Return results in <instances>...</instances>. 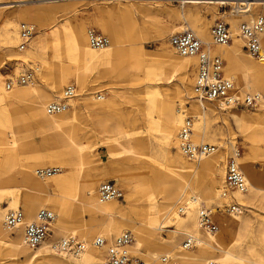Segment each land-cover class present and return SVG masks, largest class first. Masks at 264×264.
Listing matches in <instances>:
<instances>
[{
	"label": "bare ground",
	"instance_id": "obj_1",
	"mask_svg": "<svg viewBox=\"0 0 264 264\" xmlns=\"http://www.w3.org/2000/svg\"><path fill=\"white\" fill-rule=\"evenodd\" d=\"M25 1L27 0L4 2L0 4V9ZM261 1L264 0H214V2L221 5H226L227 3L230 4L229 6H232L234 4L232 11L238 14L237 16H240L235 22L247 20L253 14V5L264 4ZM180 2L204 3L208 2V0H181ZM198 13L190 10H183L181 12L171 10L166 15V17L170 18L169 20L153 22L154 24L150 26L145 23L144 27L135 25L131 20L128 21V24L123 20H103L101 27L107 33L111 42L100 51H96L88 45L84 26L76 25L72 30L70 52L75 58L74 62L76 66L74 69H71L70 66L66 67L65 72H61L60 68L56 67V72L52 76V84H50L54 91H59L65 81L73 80L78 82V80H82L80 76L85 75L86 72H90L93 69L109 75H123L127 74V67H130L132 69L135 68L134 70H137L141 78L152 79V84L148 88L154 94L150 98H146L145 96L134 98L127 93L115 92L111 88H108L106 95H95V98L99 99V101H94L92 98L86 101L82 97H74L73 104L66 110L56 114H48L45 111V105L49 99V93L46 90L38 91V88H36V85L34 86L32 81L22 89L15 90V87L7 90L5 85L0 81V125L8 123L10 126L11 124L6 119V108L8 107L3 106L1 102L5 101L8 103L6 105L10 106L12 103L24 101L25 97L32 96L29 117L32 119L34 126L43 133V143L50 147L49 154L52 156L50 158L48 155V159H58L57 154H61L62 157L72 154L74 164L77 165L74 171H72L76 172L78 184L82 182L84 193L83 199L78 200L79 187L68 174H62L44 182L34 180L30 175L31 169L22 162V157L17 149L16 132L10 126L7 135H0L1 143H3L0 147V184L13 181L14 177L12 174L18 173L22 175L20 180L21 185L13 189V191L8 187H0V199L3 194L9 195L8 209L12 211L17 207H22L24 221L26 222L36 220L39 210L47 208L55 213V215L53 213L55 225H58V223H61L63 226L65 225L62 229L66 233H73V235L80 233L81 241L85 243L86 248L79 257L66 258L65 254H59L63 255L60 257L49 252L51 248H49L50 246L44 240L39 246L35 247V250L33 249L34 251L28 254L23 241L17 240L15 237H13L12 241H6L3 238V230L7 231V229L4 226L1 227L0 222V255L5 249L9 252L8 257H13L4 261V258H0V264L12 260L15 262L11 264H29L32 261H35L36 264H106L104 248L94 246L93 240L98 236L107 239L112 237V235L116 236L124 231L125 226L118 225L112 217L117 213L118 209L115 200L99 202L98 194L92 192L93 183L96 179L91 174L92 169L88 170L85 167L86 163L83 161L82 155L83 145L88 141L90 136L92 138L98 136L104 138L108 149H111L112 146L118 143L124 144L121 143V139L126 143V145H122V152L116 154H113V152L112 154H128L129 157L127 156V159L134 161L141 171L138 177L129 176L128 178L127 176L125 178L121 176L117 180L120 183L125 182L129 190L138 186L140 192L147 194L140 199L142 207L145 208L147 214L145 221L142 223H144L148 230L152 232V230H156L158 227L166 228L168 227L167 223L173 222L176 225L174 232H183L181 230L182 227L191 231L188 235L194 238L197 248L190 250L183 247V245L178 246L176 251L172 253L175 255V258L185 264H210L211 262H216L217 264H264V254L256 251L253 246L248 247L246 251H241L236 247L235 242L237 240L234 228L240 224L242 211L238 212L239 214L230 215L232 217L230 218L231 222L233 223L231 228L223 225L215 233L205 232L199 228L198 216L203 209V203H208L217 197V191L214 189L218 184L216 172L220 167L217 155H214L217 151L210 156L200 158L196 164L188 163L179 154H176L173 160H167L171 167L176 169H171L170 166L163 164L157 167V165L151 162L152 157L144 142V139L148 137H139L134 133V125L138 121H146L149 124V129H162L161 139L165 143L168 145L175 144L177 142L175 140V132L182 125L184 121L183 117L186 115L192 120L193 133L191 134V139L197 144L200 141L212 140L213 138L206 139L208 133L212 134L214 132L215 134L216 128L211 127V122L216 120L217 122H221L232 137V139L230 138L232 140L230 142L232 154L245 177L248 189L247 194L241 193L234 188L229 189L227 193H230L233 202L237 201L247 205L255 199L264 204V173L260 175L256 173L247 155L241 159L238 158L233 141L235 134L232 129V125H234L239 133L244 136L246 135L245 137L249 138L252 144L256 146L264 143V56L260 57L262 52H264V48L262 47L263 50L256 59L245 49L244 52L250 57L243 55L240 44V41L243 42V40L239 35L238 26H236L237 30L235 29L236 31L233 35L229 29L231 43L228 42L225 45L214 44L210 36L209 22L203 13ZM107 14L108 12L106 13L107 17L113 16L115 18V13L109 12ZM36 15L38 14L36 13ZM217 15L213 14L212 17L215 18ZM38 16L46 18L51 16V13L45 11ZM128 17L130 18L129 15ZM175 20L179 21L178 24H175ZM188 22H190V25L192 23L191 30L196 31L201 37L202 43L207 45L204 46L209 53L211 55H218L225 60L223 73L233 80L237 77L241 81V88L237 87L234 82V97L239 99L247 93L249 95H258L257 105L259 109L249 114L236 109L234 105L227 106L228 108L230 107L228 115L221 117L216 115L217 111L215 112V109L208 106L209 103L198 102L193 98L191 87L192 83H194V75H196L197 57L175 56L172 52V50L174 52L175 50L168 41L169 35L174 32L190 28ZM16 30L17 28L11 22H8L5 26L3 39L9 53L16 50L14 47L19 40ZM144 31H148L158 41H164L167 38L168 45L164 46V52L158 55V59L163 65L160 66L157 63L145 65L138 59L130 60L129 62L121 60L125 50L120 48L118 44L127 38L136 40ZM49 37L51 42L57 40L56 28L49 33ZM43 41L44 37L34 38L29 43L25 52H28L30 47H41ZM260 44H264V35L260 37ZM53 45L57 47L56 42ZM96 52H100V54ZM129 52H132L130 55H135L143 51L140 47L137 50H130ZM189 67H192V72H194L192 79L189 77ZM167 68L171 72L177 70L180 73L181 84L177 88V93L180 94L181 107H183V102L189 98L192 91V100L187 113H183L177 108L175 110L173 100L164 101L162 93H160L162 92V85L160 84H165L169 78L166 77ZM60 94L61 90L58 95ZM75 96L81 95L76 93ZM215 103L216 105H221L219 102L212 104ZM79 104L87 107L92 126L89 133L85 135H80V132L76 131L79 128L76 124ZM123 105L125 106L123 107ZM221 107L224 106L221 105ZM81 137L86 139V141H81ZM262 151L264 153V148ZM116 159L121 161L123 158L117 156ZM166 159L168 158L166 157ZM162 166L165 167L163 168ZM33 176L37 178L34 173ZM203 176L208 177L206 183H202L203 180L201 178ZM48 189L73 195L72 197L78 200L79 204H69L68 201L62 199L51 203L46 197ZM181 204L185 209L183 215L177 213V206ZM81 211H87L91 219L96 220L97 225L92 228L93 230L86 228L84 224L82 227L70 226L75 223L78 224L81 221ZM4 216L5 210L0 209V221ZM223 222L226 221L222 219ZM69 223L71 224L68 226ZM21 227L20 225L10 231L13 232ZM130 230L128 231L133 233V245H131L132 248L129 247V251L130 254L133 253L134 256H137V254H141V248L144 242H146V231L138 226ZM201 233L203 234V238L199 237ZM92 234L94 238L92 242H89L86 237ZM262 239L264 241V231L262 232ZM2 240L4 241L1 242ZM19 253L25 254V258L21 261L15 258ZM163 255L170 256L169 252H165ZM140 257L146 264H151V257L147 254H142ZM152 258L154 257L152 256Z\"/></svg>",
	"mask_w": 264,
	"mask_h": 264
},
{
	"label": "rangeland",
	"instance_id": "obj_2",
	"mask_svg": "<svg viewBox=\"0 0 264 264\" xmlns=\"http://www.w3.org/2000/svg\"><path fill=\"white\" fill-rule=\"evenodd\" d=\"M9 1L12 2L14 0H0V4ZM180 1L181 0H27L25 2L15 3L3 9H0V81L3 83V85H5L6 81L15 80L21 73L31 71L33 74L32 82L34 83V86L36 85L38 91L40 90L41 92V90H46L49 93V99L47 103L53 100L55 97L59 96L58 94L60 93V90L62 91V89L68 85H74L76 88V93L81 95L74 97H82L83 99H86V101L90 100L91 98L94 101H99V99L95 98V95H106L108 88H111L115 92L127 93L134 98H138L140 96L150 98L154 94L153 91L148 88L150 84H152V79L145 77L141 78V76L137 73V70H134L135 68L132 69L130 67H127V74L123 75H109L103 72L100 73L96 69H93L90 72H86V74L83 76H80L79 74L82 80H78V82L73 80L65 81L59 91H54L50 84H52V76L55 74L57 66L60 68L61 72H65V68L68 66H70L71 69H74L76 66V63L74 62L75 58L70 52L71 32L76 25L84 26L85 30L93 28L96 32L107 36L110 44L111 41L109 36L105 31H103L101 27L103 20H123L127 22L126 24H128V21L131 20L133 23H135V25L144 27V25H146L145 23L149 24L150 26L154 24L153 22L169 20L170 18L166 17V15L170 13L171 10H177L180 12L183 10H190L192 12H199L205 15V18L209 22V31L210 27L216 20H221L228 23L232 35L237 30L236 26H238L241 22H244L242 20H238L237 22H235L236 19L240 16H237L238 14H235L232 11V6L234 4L232 6H229L230 4L227 3L226 5H221L214 2V0H208V2L204 3ZM45 11L50 12L51 16L46 18H41L38 16L40 13ZM107 12L108 14L109 12L115 13V18H113V16L107 17ZM252 12L253 14L249 16L247 20L259 14L264 15V4L253 5ZM36 13L38 15H36ZM213 14L218 15L214 18L212 17ZM128 15L130 16V18L128 17ZM8 22L13 23V25L17 28L16 35L18 38L22 24L32 25L34 28V33L30 38L29 43L34 38L44 37V41L41 47H30L29 51L25 52V50L29 46L28 43L27 47L23 51H19V39L16 46L14 47L16 50L14 49L15 51L9 53L4 45L3 39L5 26ZM174 22L175 24H178L179 21L175 20ZM188 23L190 28L187 29L191 30L192 23L191 25L190 22ZM55 28L57 30V40H55L54 42H56L57 47L53 45L54 42H51V39L49 37V33ZM194 32L196 33V31ZM196 35L199 37L201 42H203L201 37L197 33ZM240 44L243 55H245L246 57H250L244 52L242 41H240ZM118 45L120 46V48H123L125 50L121 58V60H123L124 62L138 59L145 65L157 63L161 66L163 65V63L158 59V55L164 52V46L168 45V41L167 38L164 41H158L154 39L153 35L148 31H144L142 35L136 40L133 38H127L121 41ZM203 45L207 46L205 43H203ZM140 47L143 52L136 53L135 55H130L132 54V52H129L130 50H137ZM262 47L264 48V44L262 45ZM172 52L175 56L178 57L177 53H175L173 50ZM96 53L100 54V52ZM263 56L264 52H262L260 57ZM254 58L256 59L258 57L254 56ZM221 59L224 63L223 66H225V60L223 58ZM166 72V77H169L168 81L165 84H160L162 85V92L160 93H162L164 101L173 100L175 110L179 109L183 113H187V111H189L191 104L190 102L192 100V91L189 95V98L183 102V107H181L179 97L180 94L177 93V88L181 84L180 73L177 70L171 72L169 68H167ZM188 72L189 77L192 79L194 75V72H192V67H189ZM226 77L231 78L229 76ZM234 82L237 87H242L239 78H234L233 83ZM15 87V90H19L24 88L25 86H14L13 88ZM155 97H157V95H155ZM73 98L72 100H69L68 107L73 104ZM31 99H33L32 96H29L27 98L25 97L24 101H19L15 104L12 103L10 106L6 105L8 103H6L5 101L1 102L3 106L8 107L6 108V119H8L11 123L10 126H12V130L16 132L15 137L17 139V149L22 157L23 164L27 165V167L31 169L30 175L32 176V178L41 182L62 174H68L73 182L78 185V200H82L84 197L83 184L82 182H79L78 184V182L76 181V172L73 171L74 168L77 167V165L74 164L73 155L71 154L67 157H62L61 154H57L58 159H48V155L50 158L52 156L49 154L50 147L43 143V133L40 132V130L36 126H34L32 119L29 117L30 106L32 105V102L30 101ZM124 106L125 105H123V107ZM208 106L215 109V112L217 111L216 115L221 117L228 115V111L230 109V107H221L220 105H216V103H209ZM258 107L259 106L257 105V102L252 106L235 105L236 109L242 110L249 114L259 109ZM78 108V118L76 124L79 128L76 129V131L80 132V135H85L86 133H89L90 127H92L91 121L88 116L87 107H85L83 104H79ZM186 117L188 116L185 115V117H183V120ZM125 121L127 122V120ZM148 125L149 124H147L146 121H138L134 125V133H136L139 137H148L144 139V142L147 146L148 152L152 157L151 162L154 165L160 167V164H163L165 166L171 167L170 163L167 160H173L176 154H179L188 163H197V161L188 160L185 156H182L178 149L177 134L181 125L175 132V140L177 142L170 145H168L161 139L163 133L161 128H155V130H151L149 129ZM10 126L8 123L0 125V135H7L10 130ZM211 127L216 128L215 134L214 132L212 134L208 133L206 135V139H213L210 141L206 140L204 142L200 141L199 143L214 145L217 147V152L214 154L217 155L216 157L217 160H219L220 164L219 170H217L216 172L218 184L216 185V187H214V189L217 191V197L208 203H203L202 206V208L211 209L214 217L217 219V228L214 231L215 233L221 227H223V225L229 228H231L233 225L230 219L232 217L221 212L224 199L222 200L219 196L221 189H226V192H228L229 190L228 188L224 187V164L227 158L233 157V151L230 147L232 137L228 133L226 127L222 125L221 122H217V120L211 122ZM232 127L235 134L233 141L238 154V158L241 159L247 155L251 160V164L256 173H258V175L264 173V153L262 151V149L264 148V143L256 146L252 144L249 138L245 137L246 135L244 136L243 134L239 133L234 125H232ZM81 139V141H86V139L82 137ZM103 139L104 138L99 136L93 138L90 136L88 138V141H86V143L83 145V161L86 163L85 167L88 170L92 169L91 174L96 179L93 183L94 185L92 187V192L97 194L99 184L104 181H114L117 186L121 188L123 196L122 198L115 200L118 209L117 213L112 216L115 219L116 223L118 225H124V231L130 230L131 228H134L136 226L141 227L146 231L147 239L146 242H144L143 247L141 248V254H137V256H134V254L132 253L131 255L134 258L142 260L140 256L142 254H147L151 257V264H158L159 259L165 256L163 254L165 252H169L170 256H167V264H185L175 258V255L172 253L176 251L178 246L183 245L185 237L188 236L191 231L182 227L181 230L183 232H174L176 225L173 222L167 223L166 225H168V227L166 228L158 227L156 230H152V232L146 228V226L142 222L145 221V217L147 214L145 208L142 207L140 198L146 196L147 194L145 192H140L138 186L132 188V190H129L126 187L125 182L120 183L117 180L118 177L120 178L121 176L125 178L127 176L128 178L129 176L138 177L141 170L134 161L127 159L129 157L128 154L126 155L124 153H120L119 155H113L118 152H122V145H126L123 139H121L120 141L124 144L118 143L117 145L112 146L111 149H108L106 143L104 142L105 139ZM1 142L2 141L0 140V147L3 144ZM117 156H120L123 159H121V161H118L116 159ZM166 157L168 159H166ZM165 166L162 167L164 168ZM45 167H59L61 171L45 179H39L33 176L32 172L34 171V169ZM171 169L176 168L171 167ZM12 175L14 177V180L5 184H0V187H8L13 191V189L20 186L22 175L18 173H13ZM201 180H203L202 183H206L208 181V177L203 176ZM245 193H248V189ZM227 195L228 198H231L229 200L233 201L232 197H230V193H227ZM72 196L73 195L65 194L58 190L48 189L46 197L51 203H55V201L62 199L68 201L69 204H79L78 200H76ZM9 199L10 196L7 194H3L0 199V209L5 210V215L8 211H11L8 209ZM235 202L242 206L240 208V211H242L240 224L234 228V230L236 231L235 238L237 240L235 242L236 247L241 251H246L248 247L253 246L256 251L264 254V241L262 239V232L264 231V204H262L259 200L256 201L255 199L247 205L241 204L237 201ZM16 209H21V211L23 212L22 207H17ZM53 213L54 212H52V214ZM80 217L81 221L78 222V224L75 223L74 225H70L71 223H69L68 226L70 225L71 227H82L84 224L86 228L93 230L92 228L97 225L96 220L91 219L87 211H81ZM222 219L226 222L222 223ZM3 220L4 218L0 221L1 227L3 226ZM58 225L59 227L57 228ZM58 225H55V221H53V218L49 222L48 237L45 239L49 246L59 238L69 235L76 236L79 240H81L80 233L78 235H73V233H66V231L62 229L65 225L63 226L61 223H58ZM3 232V238L6 241H12L13 237H15L17 240L22 241V227L13 232L9 230H3ZM131 234L133 237V233ZM116 236L112 235V237L108 238V240ZM199 237L203 238V234L201 233ZM86 238L89 240V242H92L94 235H88ZM3 241L4 240H2L1 242ZM131 245H133V241L129 246L130 248H132ZM25 248L28 254L31 251L35 250V248H29L26 246ZM195 248H197V246L186 249L194 250ZM49 252L60 257L63 256L54 251L52 252V250L50 249ZM8 255L9 252L4 249L3 252H1L0 258H4L3 261L13 258L8 257ZM66 256V258L71 257L69 255ZM152 256L154 258H152ZM15 258L21 261L25 258V254L19 253ZM12 262L15 261H8L4 264H11ZM29 264H36V262L32 261Z\"/></svg>",
	"mask_w": 264,
	"mask_h": 264
},
{
	"label": "built area",
	"instance_id": "obj_3",
	"mask_svg": "<svg viewBox=\"0 0 264 264\" xmlns=\"http://www.w3.org/2000/svg\"><path fill=\"white\" fill-rule=\"evenodd\" d=\"M244 6V5H241ZM238 32L244 44L243 48L251 55L258 57L263 48L260 44V37L264 35V15L254 16L249 21L241 22L238 25ZM34 33L32 25L22 24L19 31L20 42L18 50L23 51ZM88 45L95 50H102L109 45L107 36L96 32L93 28L86 30ZM210 36L214 44L225 45L231 40L229 25L221 20H216L210 27ZM170 45L180 56H196V75L192 86L193 98L202 103L219 102L222 106L232 105H255L258 95L245 94L242 98L234 97V83L223 73V60L218 55H211L196 34L185 29L175 32L168 37ZM31 71L21 73L15 80L6 81L5 87L11 90L14 86H25L32 81ZM76 95L74 85L65 86L61 94L49 101L45 105L48 114H56L67 109L68 102ZM220 105V106H221ZM192 120L186 117L178 130V149L188 160L198 161L202 157L210 156L217 151L214 145L199 143L196 144L191 139ZM59 167H45L34 169V175L39 179H45L59 173ZM224 185L228 189L234 188L241 193L247 190V184L243 173L240 171L234 157L227 158L224 164ZM98 201L118 200L122 198L123 192L114 181L101 182L97 189ZM220 196L224 199L221 212L226 215L239 214L240 204L230 201L225 189L220 190ZM226 200V201H225ZM177 213L184 214L185 209L181 204L177 206ZM53 214L47 209L39 210L36 220L24 222V215L21 209L8 211L4 216L3 226L7 230H12L22 226V241L29 248H35L48 237V225ZM199 228L205 232H214L217 228V219L210 209L203 208L198 216ZM133 241L130 231L126 230L116 237L108 240L104 237H96L93 245L103 247L105 250L106 264H146L144 261L134 258L129 251V246ZM196 242L190 235L183 241V247L193 248ZM52 251L79 257L85 251V243L76 236H64L50 245ZM168 261L167 256L159 259L160 264ZM210 264H217L211 262Z\"/></svg>",
	"mask_w": 264,
	"mask_h": 264
}]
</instances>
